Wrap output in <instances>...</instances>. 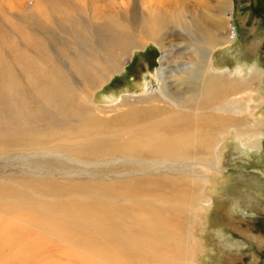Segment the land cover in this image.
<instances>
[{"label": "bare ground", "instance_id": "1", "mask_svg": "<svg viewBox=\"0 0 264 264\" xmlns=\"http://www.w3.org/2000/svg\"><path fill=\"white\" fill-rule=\"evenodd\" d=\"M213 1H215V5L212 6ZM230 1L225 0L224 3V1L217 0H166L164 2L156 1L150 4V7L141 8L140 11L137 9L141 23L139 32L143 33L144 38L152 37L153 41L158 43L160 47L162 54L156 75L158 80L165 83V89L162 87L163 92H158L160 99L155 94L143 97L140 102L148 104L144 109L125 108L126 111L118 113L119 115L116 114L117 116L114 115L112 120L107 119L109 121H105L106 119L97 120L91 110L92 107L90 108L87 103L88 100L86 104H82V101H86L85 96L79 97L78 94H81L87 87L95 85L100 80L99 77L104 78L105 73H108L109 70L116 72L126 48H129L133 40H136L137 36H134L131 30L132 36L123 30L127 28V22L131 20L129 4L120 3L116 7L119 19L124 22V24L122 23L123 27L121 24L119 25L122 29L115 31L112 30L113 28L109 29L114 25L109 23L107 19L108 23L104 22L105 24L97 21V30L93 27L94 22L92 21L89 22L90 24L84 21L78 27H72L74 30L70 29L73 32L68 36L75 41L79 38L78 40H82L85 44L90 43L91 45L87 47L92 53H87L82 48L76 47V52L68 58L69 66H63L64 69L60 70L61 75L54 71H43L53 69L51 67L39 69L38 74L35 75L34 85L37 84L41 88L40 92L39 89L36 90L39 93L36 94L38 98L41 96L44 100L45 98L59 100V106H61L68 102L67 99L74 101L73 98L77 97L83 105V110L72 120L67 117L61 118L56 114L47 118L46 122L39 120L45 125L39 126L41 130L38 127V132H35L36 136H58L56 140L59 146H49L48 149L65 151L68 156L86 162L94 157L109 156L111 158H125L126 161L140 163V165L144 163L147 166L163 165L169 167L170 161L177 160L187 161L182 166L178 165L179 168H187L178 174L166 173L165 175L152 174L146 171L143 175L115 181L109 185L106 194L108 196L99 198L87 196L78 191L76 194L75 191H70L73 188L52 180L19 178V181L35 185V189H29L30 192L27 193L29 198L27 199L18 196L19 198H12L13 202L3 203L0 200V264H176L175 261H179L183 251L180 252L179 249L175 251L174 249L173 252L175 253L172 255V248L175 246L177 248L178 244H183L184 238L181 234L176 233L175 229L170 228L168 217L171 214L172 218L180 217L179 215L185 217L187 215L188 217L185 210L190 209V201L197 197L200 188L196 187L198 181H196V175L193 173V170L197 169V162L195 161L214 163L212 162V148L209 144L213 143L212 140L196 139V134L203 127L208 128L210 125L212 127L218 124L221 126L225 120L240 123L242 115L251 114L249 105L244 108V112L237 102L238 99H234L236 96L234 94L248 89L251 80H243V83L240 82L241 86L238 84L234 86L231 82L232 79L231 83L224 84L223 76L211 71L212 50L224 46L234 36L229 26L231 19ZM51 2L52 0H46V4L49 6ZM63 2L65 1L63 0ZM112 10L114 11V8ZM62 15L64 14L62 13ZM224 26L226 28L229 26L230 36L224 37L222 34ZM168 29L171 31L167 32ZM68 51L63 50L60 53L67 55L70 54ZM93 51H96L97 55H94ZM89 64L93 69V77L85 73ZM176 67L178 70L175 69ZM68 71H73L82 82L79 80L72 81L67 76ZM238 78L240 77L238 76ZM14 80L18 79L15 78ZM166 80L172 83H166ZM6 83L4 84L6 85ZM8 83L10 82L8 81ZM13 83L15 84V82ZM170 84L174 86L170 88ZM2 91L3 100L12 101L13 99L12 102L14 103L0 104V108L6 109L8 113H10L11 108H13L12 111L15 109L17 113L14 116L17 117L18 111L22 110L20 106L28 104L26 100H24V104L20 103L24 101L21 99L23 96L20 97L19 93L23 94L24 92L19 87L17 88V85ZM19 98L22 101L19 102ZM161 102L163 103L161 104ZM220 102L224 103L221 104ZM168 103L175 109L187 107L186 115H183V112H179L178 109V111L169 110L166 105ZM31 105L27 108L33 107L34 104ZM40 106L36 111L37 114L45 111L42 108L43 105ZM48 106L50 107V105ZM52 106L57 107L54 104ZM34 108L36 109V106ZM34 108H31V111ZM39 108H42L43 111H40ZM52 108L50 110L54 112V108ZM59 112L61 113V110ZM20 114L19 118L22 116ZM31 114L33 115V112ZM224 114L227 115L226 118L223 117ZM14 119L15 117L5 120L8 122V120L13 121ZM33 119L30 121L34 123ZM21 120L25 119L20 118V121L17 122L19 126L20 122H24ZM26 123H22L23 126L19 128L15 124L14 130L0 131V135L3 137L19 135L20 138L21 136L35 135L33 130H30L31 128L25 130ZM39 123H34L35 127L41 125ZM117 125L122 126L120 134L114 132L106 136L107 138L98 136L97 143L83 140L82 136H79L81 139H77L76 137L70 138L68 135L73 128L90 131L92 127L109 128V126ZM240 126L241 124L237 125V127ZM103 132L105 133L101 130V133ZM72 134L70 135L72 136ZM56 140L54 141L56 142ZM44 144L46 145V143ZM199 145L203 150L202 153L198 156L199 158L197 156L192 157L191 147ZM27 147L29 148V146ZM42 148L46 149L47 147L42 146ZM14 179L17 181L16 178ZM66 187L71 189L66 190ZM16 192L18 193V191ZM116 193L125 195V200L128 199L129 202L135 204L139 213V216L125 227L121 226L122 219L117 212H114V207L111 205L113 203L108 201L110 205L107 204L106 206L107 201L104 200L114 197ZM69 200L71 201L69 206H63L64 203L62 202ZM103 202L105 203L104 206L110 210V215L107 218L101 216L102 212L99 213V210L96 209ZM78 208L82 210L77 211ZM14 210L21 211L22 214H30L29 217L25 215L30 220L15 217L17 214L14 216L7 215L6 212L14 213ZM166 210H169L168 214L165 213ZM118 211L120 212L121 209ZM163 221H165L167 228L162 226ZM33 230L35 232H31ZM168 254L172 255L170 260H167Z\"/></svg>", "mask_w": 264, "mask_h": 264}, {"label": "rangeland", "instance_id": "2", "mask_svg": "<svg viewBox=\"0 0 264 264\" xmlns=\"http://www.w3.org/2000/svg\"><path fill=\"white\" fill-rule=\"evenodd\" d=\"M64 1L52 0L49 6V4H46V0H0V104L14 103L12 102L13 99L12 101H5L1 97L2 90L11 89L13 85H17V88L22 89L24 93H19V96L25 97L21 99L23 101L26 100L28 103L21 105L20 103L24 104L25 101L20 102L22 100L19 98L22 110L18 111L17 117L14 116L17 113L15 109L14 111H12L13 108L9 110L12 114V117H10L11 114L6 109L0 108V131L14 130L15 124L19 128L23 126L22 123L28 122L32 124L28 125L26 123L25 130L31 128L30 130L35 133L39 126L45 125V123H42L44 122L43 120L46 122L47 118L55 116V114L61 118L67 117L72 120L81 113L83 110L82 104H86L87 100L97 120L106 119L105 121H109L107 119L112 120L115 117L114 115L120 114L126 109H144L148 104L140 102L143 97L150 94L158 95L159 91L163 92L162 87L165 89V83L158 80L156 75L162 54L160 47L158 43L153 41L152 37L144 38L142 36L143 33L139 32L141 23L137 9L140 11L141 8L150 7L149 5L156 1L164 2L166 0ZM217 1H224L225 3V0ZM120 3H128L131 12V20L127 22L128 29L125 28L123 30L127 31V33L129 32L131 36L132 34L137 36V38L133 40L129 48H126L129 51L125 50V54L118 63V70L116 72L109 70L108 73H105L104 78L101 79L99 77L100 80L95 85L87 87L86 91L84 90L85 93L83 91L78 94L79 97L85 96L84 99L86 101H82V104L77 97L73 98L74 101L67 99L68 102L61 106H59V100H49L48 98L44 100L41 96L38 98L36 94L39 93L36 90L39 89L40 92L41 88L37 84L34 85V79L39 69L51 67L53 69H45L43 71H54L61 75L60 70L63 66H69L68 58L76 52L78 47L87 53H92L90 48L87 47L91 45L90 43L85 44L82 40H78L79 38L77 39L78 41H75L68 36V34L73 32L70 29L78 27L84 21L88 24L92 21L94 22V25L92 24L93 27L97 30V21L102 22L101 24L109 21V23L114 25L109 29L113 28V31L119 30L124 24L117 15L116 7ZM230 3L231 19L229 26L234 36L224 46L212 50L211 71L214 74L223 76L224 84L232 82L234 86L236 84L241 86L243 80H251L247 90L234 94L236 95L234 99H238L237 102L243 111L249 105L251 114L247 115L245 113L242 115L240 123H232L225 120L221 126L218 124L211 127L210 125L208 128L203 127L201 131L198 130L196 139H211L213 142L209 144L212 148V162L214 163L195 161L197 162V169L193 170V173L196 175L195 178L199 184H196V187L200 188L198 189L197 197L195 199L192 198V201H190V209L185 210L188 217L187 215L186 217L179 215L180 217L172 218V214L168 217L170 219H168L170 228L175 229L176 233L181 234L184 238L183 244H178L177 248L176 246L172 248V255L175 253L173 252L174 249L175 251L178 249L180 252L181 250L183 251L179 261H175L176 264H264V21L253 14L250 0H231ZM213 5H215V1H213ZM111 8H114L116 12ZM133 12L134 14H132ZM110 17L111 19H109ZM112 17L117 20L112 19ZM68 22L71 23L68 24ZM120 24L121 27L119 26ZM229 26L227 28L223 27L222 34L224 37L230 36ZM170 31L168 29L167 32ZM168 40L170 39L168 38ZM63 50H69L70 54H61L60 52ZM93 54L97 55V52L93 51ZM175 69L178 70L177 67ZM86 71L85 73L93 77L91 64L86 68ZM67 76L72 81L79 80V77L73 71H68ZM253 76L255 77L254 79L252 78ZM14 77L18 80L13 81ZM2 78L4 79L2 80ZM171 81L168 82L166 80L165 82L172 83ZM173 86L170 84L169 87L172 88ZM159 96L158 99H160ZM72 102L73 104L71 105ZM220 103L223 104L224 102ZM31 104H34L31 108L36 106V109L34 108L31 111L30 107L27 108L32 106ZM53 104L57 105V107L54 108ZM166 105L169 110L178 109L179 112H183L182 114L186 115L187 107L175 109L169 103ZM39 106L45 111L39 108L43 112L37 114L38 112L36 111H38ZM52 107L54 112L50 110ZM119 109L122 110L120 111ZM60 110L61 113L59 112ZM102 111H106L104 112L106 114ZM32 112L35 116L31 114ZM44 112L46 113L43 114ZM98 112L102 113L99 114ZM19 114L22 115L20 118L27 119L26 122L21 120L24 122H20L22 124L20 126L17 123L20 121ZM225 115L223 117L226 118L227 115ZM14 117L13 121L8 120L11 124L5 120ZM32 119L35 124L40 122L39 124L41 125H36L35 127V124L30 121ZM39 120H42V122ZM236 124H241V126L237 127ZM9 125L11 126L9 127ZM233 126H236V128ZM40 127L39 130H41ZM121 127L120 125L109 126V128L92 127L90 131L73 128L71 129L72 136L70 132L68 135L70 138L76 137L77 139H81L79 136H82L83 140L86 139L97 143L98 141L96 140L99 137H106L114 132L120 134ZM100 129L105 131V133H101ZM97 130L99 134L96 132ZM54 134L57 135L56 133ZM36 135V133L33 136L20 135L21 138L19 135L12 137L0 135L1 202H13L12 198L16 199L18 196L29 198L27 193L28 191L30 192L29 189L31 188L35 189V185L19 181L18 179L22 177L30 180H52L73 188L66 187V190L71 189L70 191H75L76 194L80 192L87 196L99 198L106 196L109 185L115 181L143 175L146 171L152 174L165 175L166 173L178 174L187 168L178 167V165L182 166L187 161L177 160L168 163L170 166H175L173 168L163 165L147 166L144 163L140 165V163L126 161L125 158H111L109 156L104 158L94 157L86 162L76 159V157L68 156L65 151L60 152L48 149L50 148L49 146L58 145L56 140L58 136ZM42 146L47 148L43 149ZM202 151L200 145L191 147L192 157L197 156L199 158L198 156ZM13 178H16L21 183L15 179L13 180ZM111 189L113 190V188ZM120 195L116 193L114 197L105 198L104 200L107 201L106 206L107 204L110 205L108 201L113 203L111 204L114 207L113 210L121 217V226L125 227L131 224L139 216V213L135 204L129 202L130 200L128 199L125 200V195L122 193ZM128 197L130 198V196ZM69 199L72 200L71 198ZM70 200L62 202L64 203L63 206H69ZM100 205L96 209L99 210V213L102 212L101 216L107 218L110 215V210L104 206V202ZM118 209H121V211L119 212ZM78 210L82 209L78 208ZM13 212L8 211L6 213L9 216L17 214L15 217L18 216L20 219L21 217L24 219L26 216H30V214H22L18 210ZM165 213L168 214L169 210H166ZM28 217L24 220L29 221ZM164 222L161 224L162 226L164 225V228H167ZM25 231L28 232L27 230ZM168 255L167 260H170L172 255H169V257Z\"/></svg>", "mask_w": 264, "mask_h": 264}, {"label": "water", "instance_id": "3", "mask_svg": "<svg viewBox=\"0 0 264 264\" xmlns=\"http://www.w3.org/2000/svg\"><path fill=\"white\" fill-rule=\"evenodd\" d=\"M251 9L255 16L264 21V0H251Z\"/></svg>", "mask_w": 264, "mask_h": 264}]
</instances>
